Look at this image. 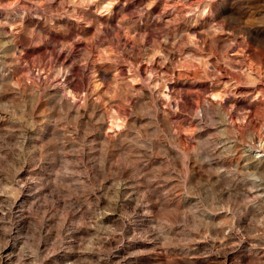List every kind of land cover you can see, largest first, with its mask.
<instances>
[{
    "label": "clouds",
    "instance_id": "clouds-1",
    "mask_svg": "<svg viewBox=\"0 0 264 264\" xmlns=\"http://www.w3.org/2000/svg\"><path fill=\"white\" fill-rule=\"evenodd\" d=\"M0 264H264V0H0Z\"/></svg>",
    "mask_w": 264,
    "mask_h": 264
}]
</instances>
